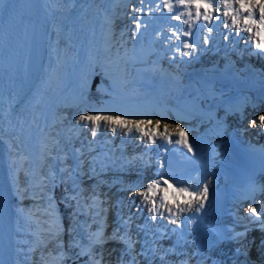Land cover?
<instances>
[{
  "label": "bare ground",
  "instance_id": "6f19581e",
  "mask_svg": "<svg viewBox=\"0 0 264 264\" xmlns=\"http://www.w3.org/2000/svg\"><path fill=\"white\" fill-rule=\"evenodd\" d=\"M116 1L117 0H110L109 4H112ZM175 1L176 0H166V4L171 5ZM200 1L201 7L199 8V12L201 13V20L205 21L203 17V13L205 11L211 10L215 11V14H217L216 16L208 20L211 23L216 22L218 16H221L223 18L229 16L231 18L233 16H236L237 12L242 11L240 10V5L237 0H228V2L232 5V7L228 9L224 7L225 0H216L215 4L211 3L212 8L210 9H207L203 6L204 3H210L209 0ZM96 2L100 4L99 1ZM107 2L108 0L105 2V5L101 7L102 13H100V16L102 20H106L109 16L112 15L111 11L103 14L104 8L108 6L106 5ZM252 2L258 5L264 2V0H252ZM179 3L182 4L183 7L187 10L186 14H188V11H194L195 13L197 12L195 3L192 0H183V3L181 2V0H179ZM225 11H227L229 15L225 16ZM258 15L259 10L257 8L254 10V19L258 20ZM148 16L149 15L147 14V12L144 11L140 18L145 19L148 18ZM86 17L87 16L83 14L79 19L77 17V21L68 20L66 22L67 26L70 27V29L68 30L69 35H72L74 39L79 32V28H77L76 25L79 24L82 26L83 19ZM196 17L197 16H193L192 21H194ZM152 19L154 20V22H156L157 17L153 16ZM90 20L95 21L93 17H91ZM166 20L167 17L164 16L163 21ZM160 26L161 24L154 23L152 27L158 29L160 28ZM254 26L255 25H253L252 27ZM100 27L104 26L101 25ZM102 32L103 34L100 37L95 35L97 41L93 48L95 47L97 51H101L102 60L105 64H107L108 66H113V69L117 70L118 66L114 64L115 56L107 57L106 54L108 51L113 52L114 55L117 51L122 53L123 46L119 47L116 50L111 48L106 49L102 45V42H104L105 29ZM154 32H157V30H155ZM156 35L159 36L158 33ZM244 35L245 37L250 36V33ZM82 40V42L86 44L88 42V36L84 37ZM58 42L59 39L50 37L49 33L48 37L46 34L40 32H36L35 36L32 35L23 64L19 68L17 66V63H14L9 71L7 91L5 96L0 101L1 152L3 155L8 181L13 192V201L15 203L12 241L14 250V264H46L48 255L54 254L55 252V249L51 245L55 239V232L57 228L55 227V224L52 223L50 227L47 226L45 228L44 232L40 230L39 224L32 218V211L30 209H32L33 205L27 204L29 198H24L25 193L19 191L18 189V178L19 175L23 172L22 165L24 161L22 159V156L24 155V151H27V155H31L33 153L38 157L40 155L42 157H45L43 159L44 164L42 161L43 165H46L48 161L51 160V158L48 157H52V154L56 152L57 145H59L58 143H60L61 139L63 138V135L61 136V132L66 127V123H69V120L66 119V116H68L67 113L60 109L62 107L64 108L69 106L70 109L73 110L70 113L71 116H73L74 119H77V115L75 114L76 112L74 113L77 106H75V104L67 105V103L64 101L63 96H60V93L63 91V88L66 86V83L68 81V79L65 80V78L80 76L81 73L84 72V70L86 71L90 67H80L76 63L72 67L68 68L69 62L66 60V58L69 56H67L66 52L64 56L62 54V57L60 56L61 53H57L58 50L56 49V46ZM92 51H94V49L88 50V52ZM82 52V49H77L74 50L73 53L79 54ZM71 61L72 58H70V62ZM172 74L173 78H176V72L173 71ZM219 78L222 79V77ZM226 90L231 91L232 95H236L238 100L230 102L228 99L231 97L226 98V94L218 95L217 93L220 94V90L216 86V83L209 85H200L199 83H193L192 81H190V83H188L185 88L179 93V95L184 96V99L176 101L177 106L175 105L176 103L170 99V101L168 102H160L162 104V107L165 108L167 112L164 110H158L159 105L155 102H151L152 100L145 101L144 99H135L134 97L131 99L130 106H122L121 108L126 110L122 113L123 116L129 118L128 121L130 122L131 120L145 122L151 121L154 125H156V119L160 117H166V122H164V124H170V127L168 128L169 133L177 132L178 129L176 128V125H179V128L183 129V132L181 133L182 136L191 138L193 136L201 134L207 139L208 142L216 147L218 140H222L225 136H227L229 134V130L237 128L242 124V122L245 121V112L255 115L257 125L259 126L261 125L258 118L259 116L264 115V101L262 102L260 99L255 100L257 101V105L251 106L248 104L244 105L245 103L241 102L243 97V101H246V96L251 98L253 97L252 95H248V88L233 84ZM192 92H195V96H191ZM211 92H216L215 96H209ZM202 94L209 95L203 96ZM135 101H140L143 103L136 105ZM154 107L157 108L154 109ZM40 108L44 109V118H38L39 115H36V113L39 114L38 112L40 111ZM217 108H222L224 110V114H218V112H216ZM150 111L154 112L155 114L150 113ZM131 112H134L136 115L132 114L133 117H131L129 115ZM158 113L159 115H157ZM197 119L206 122V126H203L204 129H196L195 122ZM40 120L48 123V127L46 129L47 133H44V135L41 136L43 140L41 139L40 135H38V132L40 131ZM81 122L83 123V121ZM160 122L163 123V121ZM146 125L147 124L144 123L142 126L145 130H147ZM186 126L190 128L187 129ZM110 127L105 125L103 130L109 131ZM163 132L164 127L162 126L159 132L155 133L153 137L160 138L163 136L161 135V133ZM99 133L100 130H98L97 132V137L95 138L96 140L100 137ZM92 138L93 137H91L88 132V139L90 140V143L92 141ZM139 138L141 137L139 136ZM44 139H46V142H43ZM130 154V152L127 154L129 158ZM83 160L85 159L83 158ZM52 168L53 164L47 166L46 169L47 173L44 179L46 180L45 185L47 187L49 185H52L51 180L49 179ZM42 171H44V169H42ZM118 177L120 176H114V178ZM106 178L107 177H105L104 180H98V183L96 182L98 188L99 186H102L101 184L106 181ZM218 182H220V179L215 180L214 178L203 179L199 181V183L201 184L200 189H203V187L207 185V198L214 197V190ZM80 186L81 185L79 183L78 187L76 184H72V187L78 189V193H81ZM160 192L161 191H158L157 196ZM88 194L89 197H91V193L88 192ZM174 194L175 189H171L168 195L169 201H171V198ZM254 195H256V191H254ZM35 197L36 198L34 199V201H40L42 198L44 199V209L46 211L48 209L46 195H44L42 198L38 197V195ZM119 197L120 196H118V199ZM184 198L185 197H179L177 202H181ZM87 201H91V199H87ZM224 201L226 204V214H228L229 212H240L242 214L248 213V209L254 205V199L250 200V195L234 193L232 191L227 192ZM95 210L97 211L98 209H96L95 207ZM96 211H88L87 213L94 216ZM49 212L52 213L51 211ZM190 212H192V210L185 211L186 214ZM179 215L180 212L178 213V216ZM228 222V220H225L223 218L218 221V225H226L228 224ZM47 229H50V231H47ZM47 232H50L53 235L52 237H48V240L44 242V233ZM85 233L88 232L85 231ZM57 248L59 247H56V250ZM52 264H58V262H52Z\"/></svg>",
  "mask_w": 264,
  "mask_h": 264
},
{
  "label": "snow or ice",
  "instance_id": "6c2138e0",
  "mask_svg": "<svg viewBox=\"0 0 264 264\" xmlns=\"http://www.w3.org/2000/svg\"><path fill=\"white\" fill-rule=\"evenodd\" d=\"M183 3V0H181ZM237 2L240 5V10L247 12V16L244 17V23L248 25L247 28L244 29V31H247L248 33H253V25H255V32L253 33L257 39H255V47L256 49L260 50L259 54H264V40L259 39V37L264 36V2L260 4H255L252 2V0H237ZM169 7V10H171V5H166ZM203 6L207 9L212 8L211 3H204ZM201 7V4L197 2V16H199L201 13L199 12V8ZM224 7L226 9L231 8L232 5L228 2V0H225ZM259 10V19H254V10ZM224 15L227 16L229 13L227 11L224 12ZM239 16V12H237L236 16H233V24L237 23ZM204 20L208 21L212 18L211 13L208 11H205L203 13ZM179 19V17H176ZM187 23V21H185ZM225 26L227 27V22H225ZM137 28H139V24H137ZM209 33L212 31L211 27L208 28ZM175 35V33H174ZM185 35H189L188 32L185 33ZM237 37L240 36V33H236ZM230 37L224 36V39L227 41ZM252 39V36H249V40ZM209 42V39L206 37L204 40V43L207 44ZM193 44L191 43H184V48L188 49L189 51L183 52V55L187 56L190 54V50L193 49ZM104 110H98L97 114H84L80 115L78 117L77 123H80L81 121L86 122L83 126L89 127L93 137H95L98 130L101 128V121L104 122L106 126H111L110 130L115 134L117 131V128H123L126 129L125 135H128L132 132L133 128L136 129V131L140 132L142 136L148 137V142L153 143V136L155 133L153 132L152 135H149L148 132L145 131L144 128L140 127L141 124H144L145 121H128L125 119H122L119 115H100L99 112ZM259 123L261 126H264V115L259 116ZM146 123H152L151 121H147ZM159 121H156V124L159 125ZM257 121L253 119L251 121V126H255ZM176 128L178 131L175 133L178 139L175 140L176 144H181L185 148H187L188 152H192L193 148L192 145L189 143L186 136L180 135L183 132V129L179 128V125H176ZM161 135L164 136L166 140L171 142L172 133L168 132V126L165 125L164 132L161 133ZM161 168H163V164H161ZM168 179H174L173 177H169ZM168 179H164L163 175H161L160 180H154L151 183L147 185V188L139 193H135L133 196V199H135V196H142L143 202H148L151 200L152 204L151 207L148 209L149 213L152 214V219H155V213L157 212V202H156V196L158 191H162V195H159V204L160 207H165L168 209V211L172 214L173 217H178L179 212H184L186 210H192L196 213H199L204 208V201L207 199V192L208 188L207 185L203 187V189L192 188L191 185H186L183 187H176L175 188V194L172 196L171 201H169L168 192L169 187L171 185H168ZM177 185L183 183L181 181H175ZM163 185H168V187H162ZM139 187H143L142 185H138ZM186 194V195H185ZM179 197H185L181 202H177ZM183 205V206H181ZM173 207L177 209L178 211H173ZM250 213L256 216L257 220L260 221L262 224H264V219H261L264 217V206H262V210L260 212H257L256 207H250L248 209ZM177 220L173 219L172 223H176ZM103 236H97L96 241L97 243L101 242L103 240ZM109 239L117 241V242H125L130 244V241H126L125 237L120 235L119 232H114ZM90 255V254H89ZM90 264H102L101 260L95 259L90 255Z\"/></svg>",
  "mask_w": 264,
  "mask_h": 264
},
{
  "label": "rangeland",
  "instance_id": "374dc122",
  "mask_svg": "<svg viewBox=\"0 0 264 264\" xmlns=\"http://www.w3.org/2000/svg\"><path fill=\"white\" fill-rule=\"evenodd\" d=\"M97 52H99L101 54V51L100 50L97 51ZM96 56L97 55H94V53H92L93 59L90 60V66H89L90 67V70L89 71H91L92 68H93V66H94L93 61H94V57H96ZM102 74H103L102 72H101V74H99L100 77H101ZM89 81H90V78L86 76L84 81H80V82H77V84H75V85L65 86L63 88V89L68 88L67 90H69L68 91L69 92L68 93V97H64V101L67 103V105H69V104H75V106H77L76 109H75V111H74V113L75 112L78 113L77 120H78V117L80 115H84V114H92V115H95V114H97V111L98 110H104V111H100L99 112L100 115H119V116H121L122 119L129 120V118L123 116V113H122L123 111H126V110L121 108L122 106H130V102H126V101L122 100L121 97L124 96V94H118V92L113 91L112 93L113 94H116V95L118 94L120 96V98H118V97L115 98L114 96L109 95L108 92L105 89V82L101 78L99 79V83L97 84L96 89L91 92V91L88 90V89H90L89 88ZM96 99L98 101H95ZM93 102H96L98 104V107H90L89 105L91 103H93ZM135 102L134 103L136 105H139V104L143 103V102H140V101H135ZM151 102H153V101H151ZM60 110H63V111H65L67 113L68 116H66V119H68L70 122H73V121L76 120V119L73 118V116H71L70 113L73 110H71L69 106L64 107V108L62 107ZM156 112H157V110H156ZM126 113H129V112H126ZM150 113H154V112L150 111ZM218 114H220V113H218ZM223 114H224V111H223ZM157 115H159V113ZM220 115H222V114H220ZM156 120L157 121H159V120L160 121H163V123H161L159 121L160 123L157 126V124L154 125L153 123L152 124L150 123V125H149V123H146L145 122V124H147L146 125L147 127L145 126L147 128V130H145V131L148 132L149 135L152 134L153 132L154 133H158L162 126L164 128H165V125H167L168 128L170 127V124H164V122H166L165 121L166 120V117H162V118L160 117V118H158ZM103 124H104V122L101 121V125H103ZM140 126L142 127L143 124L140 125ZM197 126H206V122H204V121H201L200 122V120H196L195 127H197ZM186 128L188 129L190 127L186 126ZM133 129L135 130V134L137 135V139H139V136L141 137L140 139H143L144 137H147V136H142V134L140 132L136 131L135 128H133ZM88 131H89L90 136L93 137L90 128H89ZM73 137L74 136L72 135V133H68L65 136V139H67V140L65 141V144L63 142V152L64 153L66 152L64 146L66 147V149H69V145L74 147V144H72L74 142V140L72 139ZM96 137H97V133H96L95 137L92 138L91 145H95L96 144V139H95ZM61 145H62V139H61V141H60V143H59L58 146H61ZM66 161L67 160L65 158L64 159V162L63 161H61V162L67 164V167H65V171L67 172L69 170V168H68L69 164ZM67 180H70V179L63 177V179L61 181L60 188L63 190L62 191V195L67 196V198H69V199H73L74 194H77V193H76V190L74 192L72 189H70L71 186H72V184H73L72 183V180H70V183H68L69 185L67 184ZM140 191L141 190H137V191L134 190V192H136V193H139ZM58 198L61 199V196L58 197ZM76 201L77 200L75 199V201H74V207L75 208L73 209V212L72 211L70 212V215H69V216H71V218L75 214L74 211H75V209L77 207ZM181 206H183V205H181ZM77 222H78L77 220L71 219V221L69 222V224L67 226V230L70 231L75 226V224ZM77 227H78L79 231L82 232L83 225L81 223H79L77 225ZM73 231L74 232L73 233L70 232V234L66 238V240H68V245L71 244L72 241H73V238L74 237H77L78 234H79V231H77V230H73ZM80 239H81V241H84V237H81ZM76 244L78 245L77 249H79V248L82 247L81 246V243L79 241H77ZM66 248H67V244H66ZM86 263H87V261H86Z\"/></svg>",
  "mask_w": 264,
  "mask_h": 264
},
{
  "label": "water",
  "instance_id": "95a60500",
  "mask_svg": "<svg viewBox=\"0 0 264 264\" xmlns=\"http://www.w3.org/2000/svg\"><path fill=\"white\" fill-rule=\"evenodd\" d=\"M70 14L73 15L74 13L71 12ZM3 162H4V160H3ZM4 169H5V172H6L5 164H4ZM6 177H7V172H6ZM21 177H22V173L19 175V178H18V189H19V191H20V189H22V183H20V181H21ZM7 178H8V177H7ZM9 185H10V183H9ZM10 187H11V186H10ZM11 191H12V189H11ZM28 191H29V193H30V191H31V194H32V189H31V187H28ZM24 193H25V192H24ZM12 194H13V192H12ZM11 202H12V204H13L12 210H13V214H14L15 203H14V201H13V195H11ZM32 218H33V219L39 224V226H40V214L38 213V210H37L36 208H34V210H33ZM12 235H13V232H12ZM12 241H13V236H12ZM12 243H13V242H12ZM98 255H99V254H98ZM42 260H43V256H42ZM51 262H55L54 259H53Z\"/></svg>",
  "mask_w": 264,
  "mask_h": 264
},
{
  "label": "trees",
  "instance_id": "16d2710c",
  "mask_svg": "<svg viewBox=\"0 0 264 264\" xmlns=\"http://www.w3.org/2000/svg\"><path fill=\"white\" fill-rule=\"evenodd\" d=\"M96 79H94L93 80V83H92V86H91V89H94V85H95V83H96ZM59 204H60V202L59 201H57ZM66 203V204H65ZM70 204V202H68L67 200H65V202H64V204H60L59 205V208H60V214H65V218L67 219V214H68V217H69V215H70V212H71V208H68V205Z\"/></svg>",
  "mask_w": 264,
  "mask_h": 264
}]
</instances>
